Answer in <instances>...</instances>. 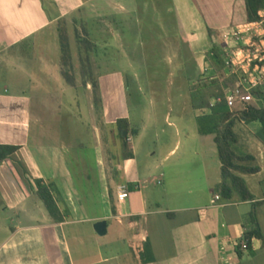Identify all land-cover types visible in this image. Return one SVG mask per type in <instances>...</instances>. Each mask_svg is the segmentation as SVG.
Returning <instances> with one entry per match:
<instances>
[{"label": "crops", "instance_id": "obj_1", "mask_svg": "<svg viewBox=\"0 0 264 264\" xmlns=\"http://www.w3.org/2000/svg\"><path fill=\"white\" fill-rule=\"evenodd\" d=\"M133 4L139 11L137 16ZM142 11H152L154 19H144ZM86 12L107 13V17L79 21L81 16H77ZM127 14L131 17L127 18ZM80 22L89 34L81 37L78 31L77 37L80 41L88 40L91 45L88 56L92 61L100 53L108 58L115 50V40L122 44L137 43L144 34L154 38L155 31L159 30L162 42L171 43L169 37L179 36L180 42L190 46L196 74L201 72L205 79L217 76L206 53L225 41L229 59L232 50L237 49L236 42H227L224 33L251 21H248L245 0H0V144L18 147L0 163V264H264V189L260 180L251 179L263 169L241 174L253 195L242 202L224 203L216 191L222 182L220 159L218 163L204 164L205 175L198 190L193 186L194 175L186 168L178 169L175 176L168 175L167 180L175 183L169 191L150 187V183L164 182L165 175L162 173L160 178L156 175L160 164L149 165L144 172L138 163L135 140L141 142L146 138L149 119L146 117L141 126H136L128 114L110 118L114 100L104 76L116 74L112 70L99 73L97 99L94 94L97 87L91 82L85 83L88 114L94 137L100 140L98 105L113 139L118 121L127 119L130 150H122V162L116 170L110 151L96 142V164L93 168L89 165L85 176L90 177V170L98 168L103 208L96 213L89 211V201L94 196L82 192L72 164L82 165L84 157L69 151L64 142L77 138V133L70 126L69 133L63 132L67 129L65 122L51 118L49 110L65 105V93L74 88L61 76L56 59L61 55L63 26H77ZM148 28H154L155 34L151 35ZM171 28L177 29L174 36ZM46 32L51 42H47ZM260 38L254 35V41ZM47 43L54 48L47 50ZM237 45L241 48L244 43ZM126 56L130 59L127 53ZM40 57L45 61L49 57L51 63L47 65ZM22 59L25 65L19 62ZM44 72L57 77L58 82L53 79L51 88L43 84ZM87 75L93 76L92 72ZM54 84L64 87L63 101L50 100L46 98L48 94L43 96L45 100L37 98L36 92H43V86L47 92L55 93ZM68 102L70 106H80L74 100ZM150 105L153 103L149 102ZM149 106L146 115L153 107ZM191 106L198 122L200 115L212 112L214 102L195 109L191 99ZM240 122L245 126L244 131L254 136L260 127L259 122ZM171 124L178 126V123ZM178 133L181 135V128ZM248 134L244 133V142ZM181 146L182 140H178L164 161ZM150 154L154 157L156 153ZM187 154L190 155L186 150V157ZM19 171L23 177L15 176ZM39 180L54 196L57 206L54 216L39 195ZM123 190L128 196L120 199L119 193ZM169 194L175 197L169 199ZM104 219L108 221V233L101 236L94 225ZM111 232V237L101 241L100 238ZM243 242L248 243L247 250L242 248ZM146 244L152 249L153 260H147Z\"/></svg>", "mask_w": 264, "mask_h": 264}, {"label": "rangeland", "instance_id": "obj_2", "mask_svg": "<svg viewBox=\"0 0 264 264\" xmlns=\"http://www.w3.org/2000/svg\"><path fill=\"white\" fill-rule=\"evenodd\" d=\"M132 9L135 10L133 12L136 16L139 15L136 5L133 4ZM142 13L144 19L151 21L154 19L152 11L149 13L142 11ZM105 14L107 13L86 12L77 17L81 16V18H78L79 21H81V19L85 21H96L97 19L102 20L106 18L107 16H105ZM114 15L117 14L114 13ZM130 15L127 14V18L131 17ZM108 16L111 17V14H108ZM170 30H172L171 33L173 36L175 32H177L175 28H171ZM78 31L81 37L86 36V30L82 26V22L77 24V26L73 24H65L63 26L62 34L67 37L71 46L72 53L70 62L72 64H65L64 53L61 46L62 39H60L61 55L56 59V62L61 66V72L63 73L61 76H63L67 84L74 88H71L69 92L65 93V105L61 104L62 107H52L53 109L51 108L49 110L51 118L53 117L61 122H65L67 128L65 129L67 132L62 130L63 132L69 133L68 126H70L77 133V138L71 137L64 142L68 150L70 149L69 151H74V153L84 157L82 165L74 162H72V164L75 180L81 187L80 189L82 192L94 196V198L89 201V211L91 213H96L103 208V200H101L102 188L97 181L98 168L95 167V171L93 169L90 170V177L87 178V176H85L86 171L88 172L87 168L89 165L93 168L94 164H96V142H99V147L104 144V147L110 151L112 166L114 169L116 168V170L119 169L117 167L122 162V150L125 149L124 139L121 136L119 127H116L113 131L116 133L114 139L110 136L109 132H107L104 120L102 119L100 105H98L96 109L98 115V132L101 133L102 140H100V138L95 139L94 137L93 122L88 114V102L86 99V92L84 91L85 75L90 72H92L93 77L98 80V86L94 89L95 99L100 95L99 83L101 77L99 73L109 72L111 70L116 73L111 77L104 76V78H106L107 89L108 91L110 90L114 100L110 118L123 113L128 114L134 125L141 126L143 120H146V117H148L150 129L148 130L149 132L146 138L141 142L137 139L135 140V145L138 149V163L141 165V169L144 172L149 168V165H153L154 163L160 164L161 167L157 170L156 175L159 178L162 173L165 175L163 178L164 182L160 184L150 183L149 186L160 192L169 191V188L175 183L167 180L168 175H171V177L175 176L178 173V169L186 168L191 175H194L193 186L195 190L202 187V179L205 175V170L203 169L204 164H213L214 161L218 163L220 158L213 136L199 132L196 111L191 106V89L198 83V80L204 78L201 72L196 74L193 81L188 78L187 72L192 73L194 67L190 46L180 42L181 38H179V36L175 38H170L168 34H166V36V32L163 30L162 34L165 37H169L168 40L170 39L173 42H162L164 41L162 38L163 36L158 32L159 30H156V36L154 38L143 33L145 36L140 40L142 41L141 43L139 41L137 43L122 44L119 40H115L113 45L115 49L114 52L112 51L108 58L103 56V53H100L101 55H99L96 60L93 58L91 65L86 60L87 55L90 53L89 49H87L85 43H80L77 37ZM147 31H149L151 35L155 34L154 28H148ZM49 32L44 34L47 42H51L50 38H48L50 37ZM99 47L104 46L100 45ZM45 48L48 50L49 48H54V45L47 43ZM122 50H124L123 53L121 52ZM126 53L130 59H127ZM52 56H54L53 51ZM56 57L57 56H55V58ZM40 59V61L47 65L51 63L49 57L45 58L46 61L43 60L42 57H40ZM19 62L25 65L23 59ZM42 62L40 63L42 64ZM123 71L126 72L123 73ZM65 72L69 73L71 76L72 83L65 77ZM44 73L45 77L42 81L43 84L46 85V88H51L53 79L56 83L58 82L56 76L47 72ZM54 86L56 88L55 93L52 91L47 92V89L43 86V88H41L43 92H36L37 98H39V100H41L40 98L44 100L49 98L53 101H63L62 96L64 94L62 91H64V87L60 84H54ZM141 90H143V92ZM47 94L49 97H43ZM69 100L78 102L80 106L78 107L76 104L75 107L68 105ZM149 102H152L153 105L149 106ZM148 106L153 107L152 109L150 108V112L146 115ZM63 116L64 119H62ZM171 123H178V126ZM178 128H181V135L178 133ZM185 128L188 129L186 132L184 130ZM244 129L245 126L241 124L240 120H237L236 131L240 135L239 149L243 152L255 155L256 160L252 164L260 166L263 171L259 175L251 176V179L254 178L256 181L260 180L264 189V145L252 132L248 134ZM244 133L248 134L246 142H244ZM186 134H188V136ZM126 136H128V134ZM178 140H182L181 148L179 147L178 152H175L167 161H164L163 158L175 147ZM186 150L190 153V155L187 154V157L185 156ZM154 152L156 154L153 157L150 153ZM16 175L18 178L23 177L21 172H16L15 176ZM89 181H91V183H89ZM174 197L175 195L169 194V199ZM111 236L112 232L109 236L100 239L101 241H105Z\"/></svg>", "mask_w": 264, "mask_h": 264}, {"label": "trees", "instance_id": "obj_3", "mask_svg": "<svg viewBox=\"0 0 264 264\" xmlns=\"http://www.w3.org/2000/svg\"><path fill=\"white\" fill-rule=\"evenodd\" d=\"M245 1L248 21L260 20L262 18L261 12L264 11V0ZM85 30L89 34L88 29ZM213 34L215 35V32ZM61 39L65 64L71 65L72 52L69 40L63 34H61ZM80 43H85L87 49L91 47L86 39L80 41ZM228 57L225 41H222L220 45H215L206 53V59L217 73V76L198 80V83L191 89V99L195 109L211 106L214 102L211 113L198 117L199 130L202 134L214 136L222 163V182L217 186L216 191L222 195V202L233 203L246 201L253 197L246 180L241 174H252L260 171V166L252 164L256 159L255 156L239 149L240 139L235 131V125L237 120L246 123L259 122L260 127L256 130L255 136L264 145V83L252 89L254 100L248 102L246 106L239 105V109L232 110L228 105V95L237 88L240 74L235 72L233 67L228 64ZM86 60L90 64L92 63L88 55ZM193 65L192 73L187 72L188 78L192 81L196 77L195 61H193ZM64 75L72 83L69 73L65 72ZM85 77V83L91 82L93 86H98L97 78L95 79L90 75H85ZM118 125L124 139L125 150L128 151L130 150V144L127 142L128 136H124V131L129 133V122L127 119H120ZM17 150V146L0 144V163L12 156ZM38 192L47 209L54 216L57 206L51 189L44 186L42 181L39 180ZM145 247L148 253L147 260H153L150 245L146 244Z\"/></svg>", "mask_w": 264, "mask_h": 264}, {"label": "built area", "instance_id": "obj_4", "mask_svg": "<svg viewBox=\"0 0 264 264\" xmlns=\"http://www.w3.org/2000/svg\"><path fill=\"white\" fill-rule=\"evenodd\" d=\"M262 18L257 21L245 23L236 29H231L224 33L227 42H236V48L232 50V55L228 59L235 72L240 74L237 88L228 95V105L232 110L239 108V105L246 106L248 102L254 100L252 89L264 83V12ZM254 35L260 36L259 41H254ZM244 43L239 48L238 43ZM128 192L123 190L119 193L120 199H125ZM220 199V196H216ZM247 242L242 243V248L247 250Z\"/></svg>", "mask_w": 264, "mask_h": 264}, {"label": "water", "instance_id": "obj_5", "mask_svg": "<svg viewBox=\"0 0 264 264\" xmlns=\"http://www.w3.org/2000/svg\"><path fill=\"white\" fill-rule=\"evenodd\" d=\"M128 134V131H124V136ZM95 230L101 236L108 233V221L106 219L97 221L94 225Z\"/></svg>", "mask_w": 264, "mask_h": 264}]
</instances>
